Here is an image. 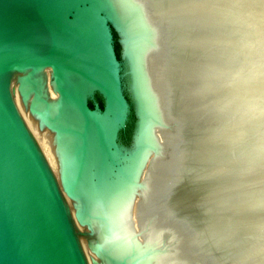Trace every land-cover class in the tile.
<instances>
[{"label": "water", "instance_id": "1", "mask_svg": "<svg viewBox=\"0 0 264 264\" xmlns=\"http://www.w3.org/2000/svg\"><path fill=\"white\" fill-rule=\"evenodd\" d=\"M130 11L149 27L145 43L169 53L163 105L147 53L133 55ZM145 12L137 0H0V264H88L72 217L95 264H161L173 251L159 212L141 208L135 225L132 204L144 199L137 188L150 154L167 148L157 127H179L193 142L204 135L194 81L202 57L179 42L204 32L183 16L153 25ZM43 128L59 179L38 145ZM196 183L185 175L170 195L178 216L194 222L205 188L188 195ZM152 219L158 234L145 243Z\"/></svg>", "mask_w": 264, "mask_h": 264}, {"label": "clouds", "instance_id": "2", "mask_svg": "<svg viewBox=\"0 0 264 264\" xmlns=\"http://www.w3.org/2000/svg\"><path fill=\"white\" fill-rule=\"evenodd\" d=\"M180 12L204 32L197 75L207 127L198 141L175 138L157 193L175 247L161 264H264V0H184ZM185 175L205 185L199 221L168 204ZM137 192L153 196L147 175ZM157 234L145 228L141 239Z\"/></svg>", "mask_w": 264, "mask_h": 264}, {"label": "bare ground", "instance_id": "3", "mask_svg": "<svg viewBox=\"0 0 264 264\" xmlns=\"http://www.w3.org/2000/svg\"><path fill=\"white\" fill-rule=\"evenodd\" d=\"M154 1V0H153ZM162 2V0H157L155 1L156 4L159 6H157L154 2V4H151V0H144V12L145 14H147L149 16V18L151 19V22L153 25H157L159 23V20H162V15L164 14L166 16V18L168 17H176V19L181 20L179 17L183 16L184 20L186 21V23H191V24H196L194 21H192L190 18L184 16L181 12V6L184 3V0H177L176 2H174L172 5H170V7H168V9H162V4L160 5V3ZM156 5V6H154ZM164 10L162 13V10ZM130 18L128 19L129 22V29H130V33L132 35H134V39L131 42V47L134 51L133 55H145V57H147L148 63H149V74H148V78L150 81V85L155 86V88L159 91L157 93H159L157 96L159 97L160 101H161V105H163L165 103V100H167L166 98L168 97V89L171 83V78L169 73L167 72L168 70L166 69V62L168 60L169 57V53L167 51H165V48L162 50L159 49L157 47V45H155L152 42H149L148 44L145 43V37L149 32V27L148 25L142 22V20L139 18V16L137 15V17L135 16V12H131L130 11ZM185 23V22H184ZM197 35V34H196ZM184 36L183 38L180 39V44L183 45V47H185L186 45H191L192 47L197 48L198 50V54H200L199 58L202 57V36ZM151 41V38H150ZM142 55V56H143ZM199 68V67H198ZM198 73V70H197ZM195 79V77H194ZM197 79L196 78L194 81L195 86H196V91L198 90V84H197ZM198 83L199 86L201 87V81L198 79ZM202 96V92L200 93ZM155 95V94H154ZM156 98V96H155ZM160 104V103H159ZM170 117H173L171 115H168ZM174 118V117H173ZM175 119V118H174ZM46 130V131H44ZM44 130H41L39 138H38V145L42 147V150H44L43 152L46 154V158L48 160V163L51 165V168H53L52 170L55 172L56 176L59 179V175H58V171L55 165V161H54V157L51 154V150L49 149L50 147L49 142L46 140V138L44 137V135L49 136L47 133L48 132L47 128H45ZM156 133L160 135V137L165 141V143L167 144V148L164 152V154L162 153L160 156H156L154 153H151V159L149 161H151L152 163V158H154V165L151 168H148L147 173H148V178L151 181V178L154 176H156V183H154V187L151 181V185L153 188V196L149 199V200H145V199H141L139 196L136 195L135 200H133V204H132V217H133V223L135 225L140 224L141 223V217H139V210L142 208L143 210H147V211H153V210H157V212H159L160 215V220L162 221L163 218L161 216L160 213V200H159V196H158V189L160 187V185L169 177L170 174V169L172 167V160H173V152H174V144H175V138L177 137L178 131H179V127H174L173 129H168V128H161V127H157L156 129ZM41 136V138H40ZM42 139L43 142H41L40 140ZM45 142V143H44ZM44 154V155H45ZM149 163V164H148ZM147 163V167L150 165V162ZM151 170V171H150ZM60 181V180H59ZM201 186H205L203 183H196V188L192 190H190L188 192V195H190V192L192 194H198L199 189L201 188ZM172 192V190H171ZM171 195V193H170ZM182 195V194H181ZM185 196V195H182ZM195 199V198H194ZM191 200V199H190ZM196 200V199H195ZM168 204L171 208L174 209L173 205L171 204V198L169 196L168 199ZM159 220V219H158ZM155 221H149L150 224V228H152V225H155ZM174 249V248H173Z\"/></svg>", "mask_w": 264, "mask_h": 264}, {"label": "rangeland", "instance_id": "4", "mask_svg": "<svg viewBox=\"0 0 264 264\" xmlns=\"http://www.w3.org/2000/svg\"><path fill=\"white\" fill-rule=\"evenodd\" d=\"M45 128H43L42 130H44ZM44 131H46V130H44ZM45 133H47L48 134V132H45ZM44 137L46 138V140L49 142V149L51 150V145H50V140H49V136H47V135H44ZM40 138H41V136H40ZM40 140V139H39ZM41 142H43L42 141V139L40 140ZM45 143V142H44ZM40 147V149H41V151H42V153H43V155L45 154L43 151L44 150H42V147L41 146H39ZM51 154L53 155V153H52V150H51ZM45 156V158H46V154L44 155ZM46 160H47V158H46ZM47 162H48V160H47ZM50 165V164H49ZM50 167H51V165H50ZM53 169V168H52ZM54 172V171H53ZM55 173V172H54ZM56 175V174H55ZM57 177V176H56ZM58 178V177H57ZM69 206V205H68ZM70 209V208H69ZM71 211V210H70ZM71 215H72V212H71ZM73 216V215H72ZM72 219H73V222H74V226H75V228H76V230H77V233H78V236H79V240H80V242H81V246H82V249H83V253H84V255H85V257H86V259H87V262H88V264H95V258L91 255V254H89L86 250H85V248H84V246H83V243H82V240H81V237H80V234H79V231H78V228H77V224H76V222H75V220H74V217H72Z\"/></svg>", "mask_w": 264, "mask_h": 264}]
</instances>
